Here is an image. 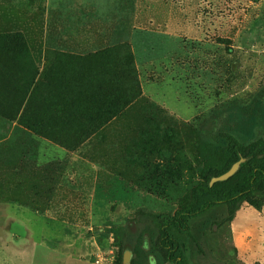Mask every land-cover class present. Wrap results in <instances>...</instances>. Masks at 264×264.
I'll use <instances>...</instances> for the list:
<instances>
[{
    "label": "rangeland",
    "instance_id": "rangeland-1",
    "mask_svg": "<svg viewBox=\"0 0 264 264\" xmlns=\"http://www.w3.org/2000/svg\"><path fill=\"white\" fill-rule=\"evenodd\" d=\"M134 27L165 33L135 38L139 69ZM5 32L39 74L22 105L30 86L0 48V264H130L123 229L205 183L197 133L264 102V0H0ZM216 239L200 264H264V205Z\"/></svg>",
    "mask_w": 264,
    "mask_h": 264
},
{
    "label": "trees",
    "instance_id": "trees-1",
    "mask_svg": "<svg viewBox=\"0 0 264 264\" xmlns=\"http://www.w3.org/2000/svg\"><path fill=\"white\" fill-rule=\"evenodd\" d=\"M9 43L13 60L30 86L23 105L36 84L38 68L21 32L1 33L0 48ZM220 118L214 138L203 130L196 135L194 161L205 183L194 190L193 203L173 217L141 215L123 229L121 252L132 255L130 264H200L206 249L230 226L244 203L258 210L263 207L264 136L256 138L258 129L264 132L262 96L248 109H232ZM242 159L245 162L233 177L210 186L213 178Z\"/></svg>",
    "mask_w": 264,
    "mask_h": 264
},
{
    "label": "crops",
    "instance_id": "crops-1",
    "mask_svg": "<svg viewBox=\"0 0 264 264\" xmlns=\"http://www.w3.org/2000/svg\"><path fill=\"white\" fill-rule=\"evenodd\" d=\"M141 32H146V33H150V34H154V35H159V36H161L162 38H164L163 36L165 35V33L164 32H161V33H159V32H153V31H146V30H143V29H141V28H139V27H134L133 28V32H132V34H131V38H130V40H131V48H132V51H133V54H134V56H135V60H136V64H137V68L139 69L140 67H139V61L137 60V53H136V49H135V38L139 35V33H141ZM166 34H168V33H166ZM170 35V34H169ZM171 36H174V37H176L175 35H171ZM177 39H178V37H176ZM57 46H61V45H57ZM57 48V50H55V51H59V52H65V53H67V52H69V49L67 48V46L65 45L64 46V48H65V51H62V50H60V49H58V47H56ZM61 48V47H60ZM98 49H100V48H98ZM156 51V50H155ZM68 54V53H67ZM156 52H154V51H152V54H151V58H146V60H144V61H142L143 63H145V64H147V63H153L157 58H163L164 56H166V55H168L167 54V52H164V50H162L161 52H160V54H156ZM139 63V64H138ZM154 67L153 66H150V70L151 69H153ZM151 72V71H150ZM38 74H39V72H38ZM38 74H37V76H38ZM37 80V79H36ZM35 83H37L36 81H35ZM151 83H153V82H151L150 80L148 81V82H146V84H151ZM36 85L37 84H35V86H34V88L36 87ZM95 177H96V174H95ZM96 180V181H95ZM93 181L94 182H96V184H101L102 182L101 181H98L96 178H93ZM98 186V185H97ZM1 205H5V203H2ZM1 213H6V211L5 210H1ZM15 237H17V235L15 236ZM39 244H40V242H39ZM52 249H54V248H52V247H49V249H46V250H50V253H55L56 254V250H52Z\"/></svg>",
    "mask_w": 264,
    "mask_h": 264
},
{
    "label": "water",
    "instance_id": "water-1",
    "mask_svg": "<svg viewBox=\"0 0 264 264\" xmlns=\"http://www.w3.org/2000/svg\"><path fill=\"white\" fill-rule=\"evenodd\" d=\"M244 162H245V159H242L239 163H236L227 173H225L219 177L213 178L211 183H210V186H213L217 182H224V181L230 179L231 177H233L238 172V170L240 169L241 164ZM124 261L127 262V264H129L128 263L129 259H128L127 255L125 256Z\"/></svg>",
    "mask_w": 264,
    "mask_h": 264
}]
</instances>
